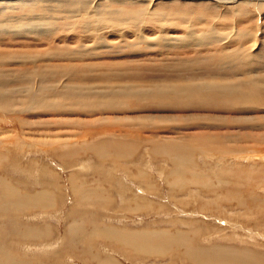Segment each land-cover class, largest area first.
I'll use <instances>...</instances> for the list:
<instances>
[{"label":"rangeland","instance_id":"374dc122","mask_svg":"<svg viewBox=\"0 0 264 264\" xmlns=\"http://www.w3.org/2000/svg\"><path fill=\"white\" fill-rule=\"evenodd\" d=\"M151 2L137 3L134 6L154 7L156 12L162 14V11H165L174 16H170L171 19L164 16L167 20L155 24V26L162 25V30L151 26L145 27L148 32L145 34L147 36L145 42L136 40L132 34L133 29L127 28L128 25L118 26V29L126 26V29L122 30H127L128 35L125 41H122L123 38L115 37L116 35H109L110 45L116 44L118 50L114 52L116 56L109 54L114 47L107 46L106 42L105 47L98 50L99 52L93 49L92 51L87 50L88 53L93 52L98 56L91 59L86 56L80 60V57L77 59V55L74 54L62 55L64 46L62 42L59 44V39H54L55 44L53 45H47L46 39L43 41L23 39L24 42H29L28 44H39L36 46L41 50L45 48L62 49L59 51V57H56L57 60H49L46 56L42 61L45 66L55 65L60 71L62 69L66 71L68 75L61 78L62 87L65 82L77 84L79 81L83 84L80 74L84 72L85 78H90L86 80L89 83L88 86H92L95 91L101 90L100 92L103 93L98 92L101 95L112 94L119 98V102H116L118 105L109 107L106 111L104 109L97 111L98 108L95 107L99 103L94 100L95 93H92L89 96H92L93 108L96 110L93 113L86 112V108L78 103L72 106L62 104L58 111L51 109L40 111L41 109L38 108L26 113L14 112L13 108L10 113L0 112V150L4 153L0 169H5V174L7 173L6 175L16 183L17 180H21L22 182L17 184L21 185L23 190H39L44 185L51 188L56 197L54 205L46 206L45 209L35 208L33 212H27L28 216L25 217L20 215L19 220L22 224L38 225L42 228L49 225L51 234L47 238L38 240V243L29 241L19 244L18 242L10 243L19 256L40 258L45 264H54V261H58L59 264H102L101 262L112 264L104 263L106 258L112 256L113 264H186L171 255L164 257L152 254L131 256L115 246L111 239L104 240L103 237L95 238L91 243L79 241L80 238L77 237L79 238L77 248H70L66 233L74 217L82 218L88 231L93 229L95 222L100 224L101 228L114 225L126 228L148 226L151 228H180L187 231L199 229L197 241L200 244L209 245L211 240L219 244L248 246L264 252L262 212L247 214L249 210L247 211L246 206L239 207L234 200L230 202L218 200L213 203V200H217L215 193L200 183H189L182 192H173L178 188V185L172 182L173 176L169 175L175 169L174 162L168 155L158 154L152 150V144L157 141L190 143L193 149V157H191L193 162L186 165L187 169H199L205 175L209 173L205 178L215 184H218V180H216L214 170H220L219 177L229 180L226 187L231 190L232 187H238L237 190H246L245 192L232 190L239 194L238 196L245 198L248 192H255L264 197V106L241 104L240 101L236 105L239 111L236 109L237 112H235L231 109L234 108L233 106H227L225 99L210 97V100H207L210 102L201 101L205 100L201 98L198 101H192L186 93L179 95V86L183 85L181 83L233 81L234 78L227 74L231 72L232 66L239 65L238 59L233 54L246 48L255 53L250 67L263 75L264 10L261 12L246 5L245 9L248 11L243 14L245 16L241 15L242 22H239V27L252 28L249 29L250 33L247 38H242V40L228 38L223 40L224 43L216 40L208 43L209 36L214 34V32L210 34L207 32L208 35H204V28H207L208 23L215 24L216 29L214 30L217 32H223L222 30L228 32L236 26L234 22H236L237 15L235 12L234 14L230 12L232 8L230 9L228 5L209 0H152ZM130 5V2L121 5L114 3L113 7L130 9L132 7ZM24 11H27V8ZM178 14L183 15V18L178 17ZM189 25L199 29L200 32H196L198 34L195 35L196 37L193 34L189 35L192 32L184 31L185 26ZM228 25L231 26L227 27ZM72 33L70 35L74 37L75 33ZM6 41H1L3 44L0 43V51L6 50L10 53L15 51V54L10 59L7 54L0 56V63L4 62L6 69L11 70L16 68L18 62L12 63V60H15L16 56L20 57L18 51L21 50L18 47L21 43L16 42L23 41L22 39H18L15 43ZM202 41L207 43H202ZM237 45L239 46L236 47ZM88 46H90L89 43ZM218 50L222 51L219 53ZM67 51L70 52L71 49ZM76 70H80V74L75 72ZM222 71H225L226 76ZM235 76L237 78V75ZM12 78L13 74L7 77V80ZM107 84L114 87L120 84L125 88L133 89L137 93L132 94L143 95V99L128 96L127 99L122 100L123 96L118 95L121 88L108 89ZM17 85L21 83L11 82L8 88H14ZM62 87L59 86L61 89ZM176 96L179 98L176 99ZM120 104L122 107L119 106ZM33 112L34 115L31 116ZM17 115L24 117L28 121L27 124L23 125L19 122ZM38 121L42 123L37 124ZM13 131L20 133L23 138V148H25L20 149V152L17 142L19 140L16 141L15 137L13 139V135H16ZM211 135H225L227 140L221 144L219 140L210 138ZM106 136L110 139L124 137V141L130 139L135 146L132 147L133 149L130 148L132 150L128 154L121 157H116V155L103 157L91 150L92 148L86 150L81 148L92 145ZM201 137H206V141H210L209 144L211 141L215 142L210 144L212 145L209 146L210 150L215 151L218 150L217 148L225 147L234 149V152L225 153V156L219 152L211 154L205 151L204 153L200 148L204 143ZM59 144L62 148L75 146L73 149H76L78 147L80 152L72 157H61L57 153L61 148ZM252 168L259 170L260 177L255 174L253 178H249L250 172L247 170ZM235 169L238 170L235 171ZM235 172L240 175L237 176ZM0 173L3 172L0 171ZM187 177L192 176L189 173ZM170 181L171 184H169ZM147 183L153 185L148 186ZM76 184L91 188L94 194L100 193L101 196L94 197L90 202L84 200L81 203L77 196V189L74 187ZM218 191L224 194L230 193V189L226 190L225 187ZM106 199H110L109 203H106ZM202 203L206 204L203 208ZM137 207V210H133ZM214 232L216 233L212 236H204L205 233L211 235ZM12 239L13 241L19 240L11 237L9 241L11 242ZM96 255L100 258L96 259Z\"/></svg>","mask_w":264,"mask_h":264},{"label":"bare ground","instance_id":"6f19581e","mask_svg":"<svg viewBox=\"0 0 264 264\" xmlns=\"http://www.w3.org/2000/svg\"><path fill=\"white\" fill-rule=\"evenodd\" d=\"M151 1L152 0H0V43L3 44V42H1L2 40L14 41V43L18 39H22L23 41V42H16L17 44L21 43L18 48L22 51V52L18 51L20 57L16 56L15 60L14 59L12 60V63L18 61L16 63L17 64L16 68L8 70L6 69V64L4 66V62H2V64L0 63V112L10 113L11 111H13L12 110L13 108H14V112H26V113L38 108L41 109L40 111H42V109L43 110L51 109L58 111V109H61L60 107L62 104H64L65 106L67 105L72 106V104L74 105L75 103H78L82 105L83 108H86V112L93 113L96 110L101 111L104 109L106 111L109 107H114V105H118L116 102H119V98H116L112 94L101 95L98 93L101 90L99 91L97 89V91H95L93 90L92 86H88L89 83L86 80H90V78H85L86 74L84 72H82L81 74L83 75H81L80 70L79 71L76 70L75 72H78L80 74L81 82H83V84H80L79 81L75 79L79 84L78 83L70 84L68 82H65L62 87L61 78L68 75L66 71L63 69L60 71L58 69L59 67L55 65L45 66L44 64H42L43 63L42 61L46 56L48 57L49 60L56 59V57H59V51L62 49H63L62 55L74 54L77 55V59L78 57H80V60L83 59L84 57L86 58V56L89 57L88 59H91L95 56H98V54L93 52L88 53L87 50L89 51L91 49H93L94 51L102 50V48L105 47L104 46L105 42L107 43V46L114 47V49L109 54L116 56L114 54V52L118 51L116 49V44L114 43L110 45V42H108V38L109 35L112 36L116 35L115 37L123 38L124 40L122 41H125V37L128 34L126 33L127 30L123 31L122 29H126V26L124 28L122 26V28L118 29L119 28L118 26L120 25H128L127 28L133 29L134 33L132 34L134 35V37H136V40H138L139 42H143L146 39L145 37H147L145 34L148 33L146 32L147 30H145V27L151 26V27H155L158 30H162L163 28L162 25L155 26V24L157 25L163 20L171 19L170 16H174V14L169 15L168 12L165 11H162V14L160 12H156L154 7L143 8L142 6L140 8V6L137 7L134 6V4L136 5L137 3H144V4L152 3ZM209 1L220 3L222 5H228L230 9L232 8L230 12H233V14L235 12V15L237 16L235 17L236 22L233 21L236 24V26L233 27L230 31L228 30V32L226 31L224 32V30H222L223 32L220 31L217 32L214 30L216 29V27L214 26L215 24L210 25V23L207 22L208 26L207 28H204V35H208L207 32L209 34L214 32L213 35L209 36L210 38L208 39L210 40L207 39L208 43H211L215 40L218 42L221 41L223 42V40L228 38H230L231 40H242V38L245 37L247 38V36L250 33L249 29L251 30L252 28L239 27V22L240 21L242 22V20L240 19L241 15H243L248 11L245 9L246 5H250L261 12L264 10V0H209ZM125 2L127 3L130 2L131 4L130 6L132 7L130 9L113 7L114 3L121 5L124 4ZM26 8L27 11H24ZM164 16H166L167 19ZM178 17L183 18V15L178 14ZM193 25L185 26L184 31L187 33L192 32L191 34H189L190 36L192 34L194 36L195 35L197 36L198 34L196 32H200V31L197 28L195 29ZM229 26L231 25H228L227 27ZM72 32L75 33L74 37L70 35ZM204 35L202 33V36ZM23 39L28 41L29 40L43 41V39H46L48 41L47 45L49 44L53 45L55 44L53 40L59 39L60 40L59 44H61L62 42L64 47L60 50L59 49L53 50L50 48L47 49L45 48L46 50L45 49L41 50L40 48L38 49V47L36 46L39 44H28L29 42H24ZM12 43L13 42H11V44ZM88 43L90 44V46H88ZM202 43H207V42L202 41ZM57 44L58 43H56V45ZM239 45H237L236 47H238ZM69 49H71L70 52L67 51ZM221 51H219V53ZM4 54H7V57L10 59L15 54V51L11 53L6 50L0 51V56L3 57ZM233 55H235L239 63V65H236V67L232 66L231 67L232 70L230 69L231 72L227 73L231 75L232 78H234V80L232 79L233 81L231 82L224 81L225 83L220 82V80L219 81L214 80L213 82L192 81L189 83H185L186 85L184 83H181L183 85L179 86V90H180L179 95H181L182 93H186L188 95V98L192 101L194 100L198 101L200 98L205 99L201 101H207L210 100V97L225 99L227 100L226 101L227 106L229 105L233 106L234 108L231 109H233L235 112H237L238 110V108L236 107L237 102L240 101L241 104H247V105L255 104V105L264 106V74L262 75V73L261 74L258 73L256 69L250 67L252 62L254 61L253 59L255 53H253L250 50H247L246 48L244 50H239L237 53ZM223 73H225V71ZM12 74H13V78L11 80H7V77H9ZM235 75H237V78ZM109 77L111 76H108L107 78ZM258 77H263V78H261L262 79L261 80ZM95 78L96 77H94V79ZM11 82H15L17 84L21 83V85H17L14 88H8V85H10ZM59 86L62 87V89L59 88ZM107 87L108 89L121 88L119 90L118 95L123 96L121 98L122 100L127 99L128 96H132L133 98L137 97L139 100L143 99V95L137 96L136 94H132L137 92H135L133 89L125 88L120 84L116 87H114L111 84H107ZM92 93H95L94 100L99 103V105L95 107L98 108L96 110L93 108L94 106L93 98H91L92 96L91 97L89 96L92 95ZM83 94H86L87 96H84ZM177 98L179 97L176 96V99ZM180 104H184V103L180 102ZM119 106L122 107L121 104ZM34 112L32 114L30 113L29 114L32 116L34 115ZM16 117L19 120V122L23 123V125L25 123L27 124L28 121L25 120L24 117L18 115ZM39 123L42 122L38 121L37 124ZM13 133L16 134L13 135V139L15 137L16 141L19 140L17 141L19 150L18 149L17 150L20 152L21 151L20 149L25 148V147L23 148L24 146L23 143L24 141H22L23 138H21L20 133L14 131ZM210 138L219 140L220 141L219 143L221 144L227 140V136L225 135H211ZM10 139L12 140V138ZM124 139H125L124 137L110 139V137L106 136L103 139L96 141L92 145H88L87 147H81V148H83L84 150H86L87 148L88 149L92 148L91 150L97 152L99 155L103 157H105L106 155L107 156L116 155V157H121L125 154H128L129 151L133 149L132 147L135 146L134 144H132L133 142L131 143L130 139H127L125 141ZM200 139L201 141L204 142L200 146L201 150L204 153L205 151L211 152V154L214 152L217 153L219 152L222 155H224L225 153L234 152L233 148H232L233 150H231L225 147L221 148L220 146H219L220 148H217L218 150L214 149L215 151H213L212 148H211L212 150H210L209 146H212L210 144L215 142L211 141V143L209 144L210 141L208 140L206 141V137H201ZM126 141L129 142L126 143ZM74 147L75 146L69 148H64V147L62 148L61 146V148H59L60 151L57 153H59L61 157H72L74 156V154H78V152H80V148L77 147L76 149H73ZM152 150L153 152L158 154L168 155L170 159L174 162L175 169H173L169 173V175L173 176L172 182L177 184L178 188L173 192L175 193L179 191L182 192V190L186 188L189 183H200L203 184L204 187L209 188L211 191L215 193L214 196L217 197L216 198L217 200H213L212 201L213 203L217 202L218 200L227 201V202L234 200L236 201L237 206L239 207L246 206L247 211L249 210L247 214L250 213L252 214L259 211L257 213L262 212L264 217V197L261 196L258 192H257L258 194H256L255 192H248L247 196L243 198L238 196L239 194H236V192L233 191L236 190L238 192L241 191L245 192L246 190L239 189L240 190L239 191L237 190L238 187L235 188L232 187L233 188L232 191L231 188L226 187L227 182L229 180H223L221 177H219L220 170H218L219 173L218 171L214 170L215 171L214 173L217 177L216 180H218V184H215L212 181H210L208 178H205V176L208 177L207 176L209 174L208 172L207 174L204 171L207 174L205 175L202 173L203 171L201 172L199 171V169H195V170L187 169L186 165L189 162H191V164L193 162L191 161L192 160L191 157H193L192 156L193 149L190 143L157 141L152 144ZM81 151L83 150L81 149ZM224 156L221 157L223 158ZM3 159H4V153L3 151L0 150V163L1 160ZM223 170L229 171L230 169H223ZM236 170L238 169H235V171ZM254 170L253 168L247 170L250 172L249 178H253L255 174L260 177L259 174L260 172L258 173L259 170L257 169L255 171ZM0 171L3 172L0 173V264H45L44 260L40 258H33V257L24 258L22 256H19L18 252L16 251V249H13V245L11 244L13 242H18V244L20 242L23 243L27 241L37 242L42 238L44 239V237L47 238L48 236H50L51 229L49 225H47L46 228H42L38 225L22 224L19 220V217L20 215H23L24 217L28 216L27 212L29 211L33 212V209L35 208L45 209L46 206L54 205L56 200L55 194L53 190H51V188H48L44 185L43 188L39 190H33V191L23 190L22 187H20L21 185L17 184L22 182L21 180H17L16 183L12 178H9L6 175L7 173L5 174V169L2 170L0 169ZM189 173L191 174L192 177H187V174L189 175ZM235 173L237 176L240 175L237 172ZM236 175L235 177H237ZM172 182L170 181L169 184H171ZM150 185L153 184L149 183L148 186ZM74 187H76L77 189L76 192L78 193L77 196H79V200H80L79 202L84 200L85 202L88 201L90 202V200H92L94 197H98L100 195V193L94 194L91 188H86L82 184H76ZM222 187L223 188L225 187L226 190L230 189V193H228L229 190L227 193L225 192L226 194H224L223 192L219 193L218 190H220ZM125 191L126 190H124V192ZM103 200L102 202L105 203V201ZM109 201L110 199L109 200L106 199V203H109ZM205 205H206L205 203H202V208ZM134 209L137 210L138 207L133 208V210ZM72 214L74 213L72 212ZM94 225L95 226H93V229L91 231H88L84 225V220H82V218L74 217L72 222L67 227V233H66L68 240L67 243L68 244L70 243L69 245H71L69 247L70 248L73 247L75 249L77 248L76 244L79 243V241L81 240L82 242L85 241V243H91L95 238L103 237V239L105 238L104 240H106V238L111 239V242L113 241L115 246L121 248L122 251L123 250L125 251L124 253L131 256H138L139 254L141 255L152 254V255L164 257L167 255L168 256L171 255L176 257V259L180 260L181 262L183 261L182 263L185 262L186 264H264V252L255 250L248 246L239 247L233 244H225V243L219 244L218 242L211 240L209 242V245L207 244L203 245V243L202 244L198 243L197 238L199 234L198 233L199 229L195 230L193 228L194 230L187 231L180 228H176V229L154 228V227L151 228L149 226L142 228H131V227L126 228L125 226L118 227L114 225H107L106 227L101 228L99 227L100 224H98L97 222H95ZM215 233L216 232L211 233V235L209 233H205L204 236L206 235L212 236ZM11 237L18 238L19 240L13 241L12 239V241L10 242L9 239H11ZM77 237H79L80 239ZM114 248L118 249L116 247ZM90 256L93 257V255ZM95 257L96 259L97 257L100 258V256L97 255ZM112 257L108 259L106 258L104 263L106 262L113 264L114 259ZM101 263L103 264V262ZM54 264H59V263L58 261H54Z\"/></svg>","mask_w":264,"mask_h":264}]
</instances>
